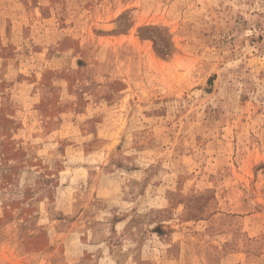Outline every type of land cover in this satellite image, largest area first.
Returning <instances> with one entry per match:
<instances>
[{
    "label": "rangeland",
    "instance_id": "374dc122",
    "mask_svg": "<svg viewBox=\"0 0 264 264\" xmlns=\"http://www.w3.org/2000/svg\"><path fill=\"white\" fill-rule=\"evenodd\" d=\"M0 264H264V0H0Z\"/></svg>",
    "mask_w": 264,
    "mask_h": 264
}]
</instances>
